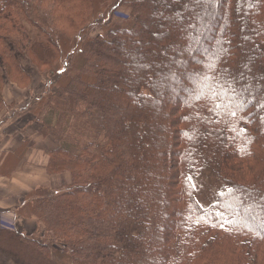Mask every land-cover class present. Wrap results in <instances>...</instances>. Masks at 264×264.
Here are the masks:
<instances>
[{
	"label": "trees",
	"instance_id": "obj_1",
	"mask_svg": "<svg viewBox=\"0 0 264 264\" xmlns=\"http://www.w3.org/2000/svg\"><path fill=\"white\" fill-rule=\"evenodd\" d=\"M24 63L49 85L18 126L67 178L9 214L7 264H264V0H0V109Z\"/></svg>",
	"mask_w": 264,
	"mask_h": 264
},
{
	"label": "crops",
	"instance_id": "obj_2",
	"mask_svg": "<svg viewBox=\"0 0 264 264\" xmlns=\"http://www.w3.org/2000/svg\"><path fill=\"white\" fill-rule=\"evenodd\" d=\"M19 108L16 113H11V119L0 121V214H4L3 217L19 208L23 197L34 187L54 185V178L45 171V162L55 142L44 137L31 122L23 128L6 130L21 116ZM29 128L37 129V134L42 137L28 135ZM30 223L34 222L31 220Z\"/></svg>",
	"mask_w": 264,
	"mask_h": 264
},
{
	"label": "rangeland",
	"instance_id": "obj_3",
	"mask_svg": "<svg viewBox=\"0 0 264 264\" xmlns=\"http://www.w3.org/2000/svg\"><path fill=\"white\" fill-rule=\"evenodd\" d=\"M126 11H117V15L123 16ZM214 22V20H213ZM213 22H210L212 24ZM99 32L98 26H95L92 30L90 35L95 36ZM197 44V43H196ZM208 42L204 39L202 43H198L197 45H193L192 48H190L188 51L192 54L194 53L196 55L197 51H205L207 48H209ZM24 67L27 69V71L32 76L31 84L27 85V88H20L16 84L6 83L2 87L1 96L4 99V105L0 109V121L3 119L10 118L12 116L9 115L10 112L15 110L17 112V107H25L26 110L31 107L32 109H35V105L38 101V97L42 93L44 89L48 88L49 85V79L46 75H41L37 72L35 67L31 66L30 64L24 63ZM38 73V74H37ZM183 73V71H182ZM182 99H184L182 97ZM27 103V104H26ZM55 107V106H54ZM22 115V114H21ZM21 117V116H20ZM18 118V120L20 119ZM27 118L29 119V115H27ZM31 119L33 120L34 117L31 116ZM18 120L6 130L9 131L14 129L18 126ZM35 120V119H34ZM22 121V118L20 119V122ZM28 135L41 138L42 136L37 134L38 131L36 129H28ZM43 139V138H42ZM48 140H52L50 137H47ZM54 142V141H53ZM67 178L66 175L64 176H58L54 178V184H59L63 182ZM31 179V177H29ZM191 179L195 188V196L199 203H201L203 206H206L207 202L211 201L215 193L220 189L222 186V182L215 176L214 172L208 168L202 173L199 174H191ZM259 222L256 221L255 224L257 225ZM13 220L11 219V215L8 216V218L3 217L2 214H0V230L1 228H9L13 227ZM262 223L260 222L258 224V228L262 227ZM33 227V225L30 223V221H26L24 225L22 226V229L27 231L29 233L30 229ZM0 235H2L0 233ZM1 245V244H0ZM0 263L1 264H7L8 257L5 255L0 254ZM16 258V257H14ZM16 263L17 259L14 261ZM10 261V264L14 263Z\"/></svg>",
	"mask_w": 264,
	"mask_h": 264
}]
</instances>
